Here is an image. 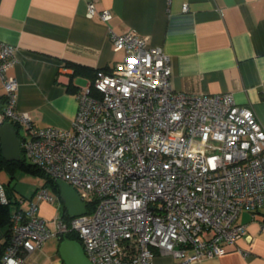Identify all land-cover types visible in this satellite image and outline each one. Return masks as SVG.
<instances>
[{
  "label": "built area",
  "instance_id": "2783aa9c",
  "mask_svg": "<svg viewBox=\"0 0 264 264\" xmlns=\"http://www.w3.org/2000/svg\"><path fill=\"white\" fill-rule=\"evenodd\" d=\"M86 2L91 18L96 0ZM99 16L107 23L111 13ZM110 39L125 57L75 93L68 130L37 127L16 111L18 83L7 75L15 48L0 43V126L23 127L24 160L72 187L86 209L95 203L91 213L56 220L55 235L75 233L91 264H152L156 253L197 264L225 254L246 233L240 213L264 210V127L231 93L175 91L169 57L146 37ZM36 199L53 201L45 188ZM0 205H8L1 183ZM9 230L0 264H27L53 236L36 202L11 214Z\"/></svg>",
  "mask_w": 264,
  "mask_h": 264
},
{
  "label": "crops",
  "instance_id": "0c3cea01",
  "mask_svg": "<svg viewBox=\"0 0 264 264\" xmlns=\"http://www.w3.org/2000/svg\"><path fill=\"white\" fill-rule=\"evenodd\" d=\"M95 9L90 18L86 0H0V43L15 48V64L7 73L18 83L15 108L35 126L70 129L77 111L75 93L91 83L95 71H109L125 57L113 50L110 32H135L169 57L175 91L231 93L264 127V0H96ZM103 10L111 13L107 23L99 16ZM72 65L88 71L75 74ZM3 104L0 80V111ZM3 172L7 176L0 183L9 185L11 213L36 202L48 227L61 219V202L38 201V187L22 186L16 173L11 179L4 170L0 176ZM238 224L246 228L242 238L227 244L225 254L197 264H264V210L254 218L241 212ZM8 230L0 224V246ZM59 243V237L48 239L27 264H63ZM152 264L175 261L156 253Z\"/></svg>",
  "mask_w": 264,
  "mask_h": 264
},
{
  "label": "water",
  "instance_id": "95a60500",
  "mask_svg": "<svg viewBox=\"0 0 264 264\" xmlns=\"http://www.w3.org/2000/svg\"><path fill=\"white\" fill-rule=\"evenodd\" d=\"M1 156L7 162L22 160L21 140L17 129L11 122H4L0 126ZM59 200L69 219L87 213L86 204L83 203L77 192L62 181H56ZM58 254L63 264H91L86 258L81 244L78 241L64 238L58 247Z\"/></svg>",
  "mask_w": 264,
  "mask_h": 264
},
{
  "label": "trees",
  "instance_id": "16d2710c",
  "mask_svg": "<svg viewBox=\"0 0 264 264\" xmlns=\"http://www.w3.org/2000/svg\"><path fill=\"white\" fill-rule=\"evenodd\" d=\"M72 67L74 68V73H80L82 71H88L87 69H85L84 67H81V66H78V65H72ZM106 71V70H105ZM95 73L96 71L94 72V75H93V78L92 80L94 79V76H95ZM14 127L17 129V126L14 125ZM18 130V129H17ZM6 171L11 179H14L15 177V173L18 171V170H21L25 173H28V174H31V175H36V176H39V177H44L46 178L47 181L53 183L54 185V180L51 179L50 177H48L43 171H41L39 168H37L36 166L34 165H31L29 164L28 162H26L24 160V158L22 157V160L19 161V162H7L5 161L2 156H1V149H0V171ZM6 187V195H7V199H8V205H0V224L2 225H8L10 226V217H11V205H12V202H11V198H10V190H9V185L5 186ZM95 207V203H91V204H88L87 205V211L88 213H91L93 211ZM61 220L65 223H68L69 222V218L63 208V214L61 216ZM10 237V230H8V232L5 234V242L2 246H0V258L3 254V251H4V248L7 244V241ZM64 238H67V239H70V240H75V241H79L78 239V236L71 232L65 236H59V241L61 242Z\"/></svg>",
  "mask_w": 264,
  "mask_h": 264
},
{
  "label": "rangeland",
  "instance_id": "374dc122",
  "mask_svg": "<svg viewBox=\"0 0 264 264\" xmlns=\"http://www.w3.org/2000/svg\"><path fill=\"white\" fill-rule=\"evenodd\" d=\"M25 129L22 127V128H18V135L19 136H24L25 135ZM5 174V175H3ZM3 174L0 176V179L2 180V178L6 177L7 174L3 172ZM16 181L18 183H21L22 186H36L38 187L39 189L40 188H45L48 192V194L53 198V199H57L59 202V193H58V188H57V185H56V181L54 182V185L53 183L49 182L46 180V178L44 177H39V176H36V175H31V174H28V173H25L21 170H18L16 172ZM28 202L27 200L24 202V206H27ZM50 227V231L52 232L53 236L51 237L52 239H57L58 236L55 235L56 234V222L53 221L51 223V225L49 226Z\"/></svg>",
  "mask_w": 264,
  "mask_h": 264
}]
</instances>
